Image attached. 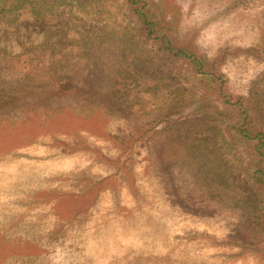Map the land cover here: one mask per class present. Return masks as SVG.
I'll list each match as a JSON object with an SVG mask.
<instances>
[{
  "label": "rangeland",
  "instance_id": "374dc122",
  "mask_svg": "<svg viewBox=\"0 0 264 264\" xmlns=\"http://www.w3.org/2000/svg\"><path fill=\"white\" fill-rule=\"evenodd\" d=\"M69 1L0 23V264H264V194L229 139L163 121L191 80L134 18ZM257 94L264 115V75ZM151 123L137 153L112 138Z\"/></svg>",
  "mask_w": 264,
  "mask_h": 264
},
{
  "label": "trees",
  "instance_id": "16d2710c",
  "mask_svg": "<svg viewBox=\"0 0 264 264\" xmlns=\"http://www.w3.org/2000/svg\"><path fill=\"white\" fill-rule=\"evenodd\" d=\"M63 1L68 0H0V23L11 24L24 14L53 9ZM69 2L100 20L120 14L134 18L143 35L159 44L163 59L174 64L177 75L192 83L191 97L163 121L217 123L264 194V115L257 102V85L264 75V0L238 6L221 0ZM254 17L262 20L251 26ZM155 128L151 123L140 132H116L112 138L117 142L120 135L121 149L137 153L143 138Z\"/></svg>",
  "mask_w": 264,
  "mask_h": 264
}]
</instances>
